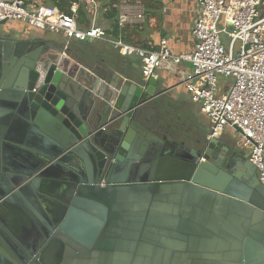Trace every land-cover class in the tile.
Listing matches in <instances>:
<instances>
[{
    "label": "water",
    "instance_id": "95a60500",
    "mask_svg": "<svg viewBox=\"0 0 264 264\" xmlns=\"http://www.w3.org/2000/svg\"><path fill=\"white\" fill-rule=\"evenodd\" d=\"M5 24L0 264H264V186L238 129L185 136L159 119L161 81L72 72Z\"/></svg>",
    "mask_w": 264,
    "mask_h": 264
},
{
    "label": "built area",
    "instance_id": "2783aa9c",
    "mask_svg": "<svg viewBox=\"0 0 264 264\" xmlns=\"http://www.w3.org/2000/svg\"><path fill=\"white\" fill-rule=\"evenodd\" d=\"M80 3L91 17L95 16L98 0ZM263 4L262 0H196L193 48L179 55L171 52L164 37L157 49H144L125 43L119 36L106 35L94 22L89 27L80 26L76 3L63 12L50 5L33 6L27 0H0V24L16 21L68 40L106 43L120 56L137 59L144 81L157 80L165 64H187L189 70L180 78L179 86L206 118L209 138L218 137L224 128L238 129L239 145L247 150L264 186ZM143 21V12L123 8L116 25L120 31ZM220 77L231 82L223 84Z\"/></svg>",
    "mask_w": 264,
    "mask_h": 264
},
{
    "label": "crops",
    "instance_id": "0c3cea01",
    "mask_svg": "<svg viewBox=\"0 0 264 264\" xmlns=\"http://www.w3.org/2000/svg\"><path fill=\"white\" fill-rule=\"evenodd\" d=\"M27 1L33 6L45 4L59 10H61L59 4L66 7L73 3L72 0H63L62 2L60 0ZM103 1L106 4L107 0ZM139 1L123 0L117 7V14L123 8L134 9L144 14L143 23L127 25L118 31L117 35L122 41L144 49L154 50L157 49L159 40L164 37L168 40L169 49L173 54H186L192 51L191 28L195 20L196 0H157L156 6L148 5L145 8L139 7ZM107 9V6L98 2L94 17H91L90 12H85L89 15L90 25L94 22L95 26L103 30L106 35L115 38L112 34L113 24L108 19ZM3 29L5 31L13 30L14 39L25 40L32 37L59 50V58L71 68L72 72L82 70L88 72L89 67L102 69L106 66L119 74L125 73L129 79H133L134 76L142 79L138 60L133 57L120 56L106 43L96 40H68L62 35L37 30L16 21L6 22ZM188 69L187 64L178 66L165 64L159 71L157 80L161 81L166 90L161 97V106L159 107L161 110L159 119L162 125L173 127L178 123L182 124L183 121L192 124V121H198L203 116L198 106L191 102L183 87L179 86L180 78ZM107 75V79H109L112 72ZM205 122L207 121L205 120Z\"/></svg>",
    "mask_w": 264,
    "mask_h": 264
},
{
    "label": "trees",
    "instance_id": "16d2710c",
    "mask_svg": "<svg viewBox=\"0 0 264 264\" xmlns=\"http://www.w3.org/2000/svg\"><path fill=\"white\" fill-rule=\"evenodd\" d=\"M63 0H60V2H62ZM122 0H107L106 4L104 3L103 0H98V2L103 3V6H107L108 7V19L109 21L112 22L113 24V30H112V34L113 36H118V28L116 25V18H117V7L119 5V3ZM73 3H76L78 5V23L80 26L82 27H89L90 26V19H89V15L85 12V9L83 7V5L80 3V0H72ZM70 5V4H69ZM69 5H67L66 7H63L62 4H59V8L61 9L60 11H66L68 10Z\"/></svg>",
    "mask_w": 264,
    "mask_h": 264
},
{
    "label": "rangeland",
    "instance_id": "374dc122",
    "mask_svg": "<svg viewBox=\"0 0 264 264\" xmlns=\"http://www.w3.org/2000/svg\"><path fill=\"white\" fill-rule=\"evenodd\" d=\"M263 3H264V0H262ZM156 2L157 0H140L139 1V7L141 8H145L147 7L148 5H153V6H156ZM261 12L262 14L264 15V4L263 6L261 7ZM189 67V66H188ZM189 70V69H188ZM220 82L223 83V84H229L231 82L230 79H227V78H224V77H220L219 78ZM181 108V107H180ZM191 120V119H190ZM200 121H205L206 118L204 116H201V118L199 119ZM207 121V120H206ZM175 130L177 132H181V133H186V132H191L192 131V125L191 123H189L188 121H183L182 124H179L175 126ZM240 141V136L235 133L232 140L230 141L231 143H234V142H238L239 143Z\"/></svg>",
    "mask_w": 264,
    "mask_h": 264
},
{
    "label": "flooded vegetation",
    "instance_id": "af4514ba",
    "mask_svg": "<svg viewBox=\"0 0 264 264\" xmlns=\"http://www.w3.org/2000/svg\"><path fill=\"white\" fill-rule=\"evenodd\" d=\"M192 131L191 132H186L182 133L185 136L189 135H196L199 139H202L205 136V132L209 129V125L205 121H192ZM232 147H241L238 142H234L232 144Z\"/></svg>",
    "mask_w": 264,
    "mask_h": 264
}]
</instances>
